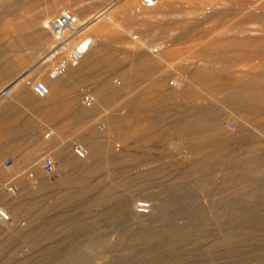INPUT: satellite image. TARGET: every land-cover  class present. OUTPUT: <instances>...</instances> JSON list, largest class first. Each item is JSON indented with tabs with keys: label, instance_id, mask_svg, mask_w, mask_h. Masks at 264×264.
I'll list each match as a JSON object with an SVG mask.
<instances>
[{
	"label": "rangeland",
	"instance_id": "374dc122",
	"mask_svg": "<svg viewBox=\"0 0 264 264\" xmlns=\"http://www.w3.org/2000/svg\"><path fill=\"white\" fill-rule=\"evenodd\" d=\"M112 1L0 0V91L39 63L54 45L49 31L42 45H30L29 38L25 42L27 36H38L39 29H46L48 19L66 8L75 14L82 10L79 17L85 21ZM154 1L152 7L142 0L113 2L108 16L97 23L99 29L85 32L87 43L96 42V66L88 74H80L77 82L67 84L63 93L53 97L59 99L55 103H39L40 111L54 108L63 114L70 112L63 116L71 118L56 120L61 127L47 122L42 129L44 136L49 130L54 132L48 139L65 142L49 156L56 161L55 173L48 175L41 167L37 173L46 186L33 191L26 186L31 182L26 174L17 178L21 187L17 197H22L24 208L36 205L25 208L23 217H12V229L0 224V254L9 252L16 264L22 258L26 261L21 264H45L46 257V264H91L96 257L103 258L97 264H109L111 257L125 259L133 251L127 243L136 249L149 247L160 237L142 241L135 232L143 227L136 218L135 204L140 200L157 205L172 202L173 195L166 192L171 186L189 189L192 198L187 202L199 207L179 216L178 205L171 203L169 217L184 235H176L167 247L151 253L157 264H264V197L244 195L253 205L247 214L261 222L235 229L236 235L222 244L221 236L231 229H226L211 204H218L226 194L206 198L189 173L219 152L230 158H260L264 154V0ZM53 4L56 8L50 10ZM157 45H164V49L147 52ZM63 57L48 59L27 79L46 84L52 80L49 69ZM98 83L110 87V98L98 106L96 116L82 114L86 121L73 111L78 105L87 107L82 102L84 91L98 99ZM22 89L29 95H23ZM8 96L39 101L47 98L36 95L26 81ZM67 99L75 101L64 103ZM198 110L203 115L220 113V125L213 130L220 144L202 145L195 135L177 133V123L192 122ZM108 111L120 117L111 131ZM101 122L106 128L99 127ZM77 141L89 150L100 149L98 160L79 158L73 151ZM66 157L71 159L67 168L63 165ZM2 169L11 172L0 179V193L9 196L4 184L21 171L12 174L15 169ZM218 175V184L224 183L234 192L248 186L234 175L224 180ZM105 199H111L114 208L129 201L130 220L115 225L99 223L101 212L108 210L100 204ZM22 221H33V226ZM31 231L47 233L51 238L40 235L37 242H31L27 239ZM71 243L75 246L69 247ZM115 245L123 246L112 252ZM54 251L59 253L51 255Z\"/></svg>",
	"mask_w": 264,
	"mask_h": 264
},
{
	"label": "bare ground",
	"instance_id": "6f19581e",
	"mask_svg": "<svg viewBox=\"0 0 264 264\" xmlns=\"http://www.w3.org/2000/svg\"><path fill=\"white\" fill-rule=\"evenodd\" d=\"M118 1L119 0H113L112 2L107 4L104 10L102 9L103 11H100L94 14L92 17L85 20L87 25L85 31L86 34L87 32L94 31V29H99V27L96 25L99 22L100 18L108 16L110 10V8L108 7H110L113 4V2H118ZM155 3L156 2H153L151 6L150 5H145V6L152 7L154 6ZM54 8H56V4H53L50 7V10ZM81 11L82 10H79V12H77L78 14L76 15L77 16L82 15L83 13L81 14ZM47 34H48V30L46 29L41 28L38 30V37L40 38H43ZM40 41H41V45L44 44V38ZM52 43L54 44V42ZM95 43L96 42H94V40L90 43V46L85 51V54L78 67L69 69L61 77L53 78L49 75L52 80L47 81L46 83L49 88V93L47 96H45V98L47 97L46 99H53L55 95L59 96V94L63 93L64 91L63 89L67 84L77 82L79 80L80 74L82 75H85L86 73L88 74V72H90L91 69L96 66V62L93 60L94 56H96L94 50ZM162 49H164V45H157L151 47L150 49H148V51L147 50L146 51L149 53H157ZM61 54H62V50L56 51L55 46H52L51 44L49 51H47V54L40 59L41 61L39 60L40 61L39 63L32 65L33 67L31 66L29 70H26L19 76L13 78L11 80L12 82L9 84L10 86H7V89L5 90L3 89L2 91H0V99H7V96L9 94L13 95L15 89L24 86L25 81L27 84V80H29L27 78H29V76L36 70L41 69L40 67L41 66L43 67L47 63L46 61H48V59L54 61L55 58H57L59 55L61 56ZM109 88L110 87H107L102 83H98V86L96 87L95 90L96 97L98 99H94L99 101L98 104H96L95 102L94 106L92 107H86V108L80 107L79 108L80 113L86 116H96L97 110L99 108L98 106L105 105L106 99L110 98ZM21 93L23 95L25 94L29 95L28 90L26 89H22ZM14 95H17V93ZM106 114L110 124L108 131H111L113 129L114 123L118 122L120 117L114 114H110L109 111ZM219 114H220L219 112H215V113L213 112V114L210 115H203L202 111L199 112L198 110L197 116L192 122L179 121V123H177L176 125V131L181 136L195 135L197 137V141L199 143H202V145L220 144L221 140L216 138L213 132V130L216 129L218 125H220L221 115ZM104 128H106V123ZM100 154H101L100 149H94L93 147H91V149L89 150V155L85 159L92 158L94 160H98ZM260 161H264V154L260 158L257 157L256 155L237 156L234 158H230L229 155L224 154L223 152H219L216 155L207 157L201 166L195 165L190 169L189 173L191 177H193L196 180L195 181L196 184H198L201 187V190L206 198L219 194H226V196L221 198V201L218 204L217 203L211 204L213 207L217 208L215 215H217L220 219L224 221L227 227L226 229H231V233L224 234L223 236H221L220 242L222 244H227L228 240H230L233 236L236 235L235 229H238L239 227H245V225H247L248 223H249L248 225L253 226L261 222V220L258 217L247 214V209H250L253 205H251L252 203H248L244 198V195H249L251 199L264 197V164H261ZM10 168H5V169H10ZM218 173L220 174L221 180H224L226 177L228 178V176L230 175H234L237 179L240 180L241 183H245V184L247 183L248 186L242 189L241 192L243 193L239 191H237L239 193L234 192L231 190V187H224V183L218 184V180H217L218 179L217 177L219 176ZM26 175L28 177V171L26 172ZM35 178L33 179L29 178V179L34 181ZM12 181H16V180L13 179L10 182ZM166 192H169L171 195H173L171 199L172 202H166V203L162 202L159 203L158 205L157 203L156 204L150 203L151 210H149L150 213L148 215L140 214V213L136 214V218L139 220L141 225H143V227L140 226V229L136 230L135 232L139 234V237L142 239V241H150L154 237H160L158 242L153 243L147 248H141V249H136L133 244L127 243V246L132 247L133 251L129 255H127L125 259L116 258L115 256L111 257V259L109 260L110 261L109 264H135L137 261L140 260L141 261L143 260L145 264H157L156 257L151 256V253L158 250L159 247L162 246L167 247L166 244L171 243L176 235L177 236L184 235L181 229L178 226H175L174 220H172V218L169 217V211L172 205L171 203L178 205L179 211H177L178 212L177 214L179 216L181 215L184 216L185 214L188 215L189 213H191L194 207L198 208L199 205L196 204L189 205L187 201L189 198H192V193L187 188L177 189V187L171 186L167 188ZM10 197L16 198L12 196ZM129 203H130L129 201H124L120 204L119 207L114 208L111 199L102 200L100 204H102V206L108 210L105 212H101L100 214L101 221L99 223L103 225H108V224L115 225L118 223L120 224L129 221L130 218L132 217ZM0 207L7 209L11 217H13L12 212L9 210V208L6 205L0 204ZM237 222H239L238 225H236ZM0 224L3 225L4 229H12L14 227L13 220H11L9 223L6 224H2V223ZM21 231H23V228L21 229ZM40 235L44 239L51 238V235L47 233L39 234L38 232L31 231V233L27 236V239L31 240V242H37L39 238H41ZM127 237H129L128 233L126 239ZM73 246H75L74 243L73 244L71 243L69 245V247H73ZM122 246L123 245H115L111 251L114 252ZM8 253L9 252L5 254H0V264L17 263L16 262L17 260H15L12 257V254L10 255V253L9 254ZM58 253L59 252L54 251L53 254L51 255H56ZM48 258L49 257L43 259L45 261V264L49 262ZM102 259H103L102 257H98V258L96 257V260L95 259L92 260L91 264H97V261ZM20 261L21 262H19L18 264L24 263L26 259L22 258ZM27 263L30 264V262ZM39 263L44 264L41 262Z\"/></svg>",
	"mask_w": 264,
	"mask_h": 264
},
{
	"label": "crops",
	"instance_id": "0c3cea01",
	"mask_svg": "<svg viewBox=\"0 0 264 264\" xmlns=\"http://www.w3.org/2000/svg\"><path fill=\"white\" fill-rule=\"evenodd\" d=\"M28 38L31 40L30 45H41L40 40L42 39L35 35V33L27 36L25 42ZM22 40L24 39L22 38ZM3 69L4 67L1 69V73L3 72ZM3 76L6 77L5 74ZM58 100L59 99H42L40 101L38 99H0V179L6 178L9 173L11 174L10 171L5 172L2 169L3 161L11 157L13 159V163L11 168L8 170L15 169L12 174L21 171L20 174L14 178L16 181L18 177L26 174L28 169H34L36 171V178L34 181L30 180L31 184L28 183L26 186L29 185L33 191L46 186L45 182L37 178V173H41L39 166L40 161L43 157L50 156V154L58 152V149L65 145V142L62 141L60 143L57 138L52 140L46 138V136L42 134V129L47 122L52 124L54 123L53 125L61 127V124L56 122V120L68 119L71 118V115L63 116L65 114H69L70 112L63 114L64 112H56L54 108H49L50 110L46 112L40 111L39 103L51 104L52 102L55 103ZM72 101L74 102L75 99H67L64 103H70ZM19 106H29L34 110L24 112L18 108ZM79 108V105L75 106V110L73 112L83 116L80 113ZM84 118L86 121L88 120L87 117ZM48 151H50V153L45 154ZM69 160L71 159L68 157L65 158L63 162L65 168L69 166ZM22 182L24 183L25 180H22ZM18 197L11 198L4 192L0 193V204H4L9 208L14 219L23 217L25 208L30 209L31 206L35 207L36 205L35 202L24 208L23 203L21 202L22 197ZM23 223L33 226V221Z\"/></svg>",
	"mask_w": 264,
	"mask_h": 264
},
{
	"label": "built area",
	"instance_id": "2783aa9c",
	"mask_svg": "<svg viewBox=\"0 0 264 264\" xmlns=\"http://www.w3.org/2000/svg\"><path fill=\"white\" fill-rule=\"evenodd\" d=\"M155 2L154 0H142L144 5H150ZM46 30H48L54 38V45L56 51L62 50L63 59L57 61L49 69V75L53 78L63 76L69 69L76 68L79 66L85 51L90 46L87 43L88 39L85 36V31L87 28L86 22L81 20L72 10L63 8L55 16L51 17L44 24ZM117 81V79L115 80ZM27 85L31 87L33 92L40 96L45 97L49 93L48 86L41 80L29 79L27 80ZM82 102L87 107H92L95 104L94 97L89 93V91H84L82 93ZM100 128L105 127V123L101 122L99 124ZM53 136V131L49 130L46 133V138ZM74 153L82 159H85L89 155L88 146L80 141H77L73 145ZM13 159L7 158L3 161L2 166L4 168H10L12 166ZM41 169L44 173L52 175L55 173L56 162L52 157L45 156L40 161ZM36 171L34 169L28 170V177L35 178ZM7 192L12 196L16 197L20 190V184L16 181L9 182L5 184ZM151 206L149 201H138L135 204V209L138 213L149 212ZM12 220L9 211L3 207H0V223L6 224Z\"/></svg>",
	"mask_w": 264,
	"mask_h": 264
}]
</instances>
